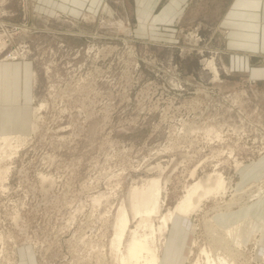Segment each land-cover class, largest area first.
I'll return each instance as SVG.
<instances>
[{"label":"rangeland","instance_id":"obj_1","mask_svg":"<svg viewBox=\"0 0 264 264\" xmlns=\"http://www.w3.org/2000/svg\"><path fill=\"white\" fill-rule=\"evenodd\" d=\"M226 2L0 0V132L24 136L0 189V264H30L29 253L34 264H116V208L156 175L162 212L194 178L226 181L188 215L193 227L156 233L162 264L213 249L209 212L222 225L249 213L262 245L264 196L220 209L264 179V55L229 64ZM242 244L237 264H264L251 236Z\"/></svg>","mask_w":264,"mask_h":264},{"label":"bare ground","instance_id":"obj_2","mask_svg":"<svg viewBox=\"0 0 264 264\" xmlns=\"http://www.w3.org/2000/svg\"><path fill=\"white\" fill-rule=\"evenodd\" d=\"M1 46H4L2 41H0ZM205 65L213 72L215 78L218 68L213 57L205 58ZM36 109L38 108L36 107ZM34 127L35 125H32V129ZM23 140L24 136L19 133H0V189L5 190L2 183L8 178L10 160L16 155ZM153 167L148 168L152 169ZM189 172L192 177L194 170ZM46 176L40 174L43 180ZM50 178L52 179V177ZM225 191L226 181L222 174L212 171L204 176L194 178L191 183L185 186L183 194L180 195L174 205L165 211L163 209L162 212L160 210L162 185L158 175L148 176L140 185L131 186L127 193V203L126 205L122 202L119 203L112 224L109 249L113 254L112 256L116 258V262H114L116 264H162L159 248L155 244L156 233L162 234L167 229L169 222H176L175 225L178 229L193 227L188 215L195 210L197 211L202 201L207 197L223 196ZM263 193L264 179L247 185L226 201L222 199L221 204L223 206L220 209H231L234 205L242 206L254 198L260 197ZM97 196L99 194L92 196L93 202L99 201L101 195ZM155 216L158 217L156 225L153 223ZM203 226L210 244L214 243L215 246L213 249L211 246H201L197 258L192 264H235L236 248H241L242 241L247 240L250 236L264 261V250L255 237V234H259L260 225L251 216L247 215L234 223L223 226L219 225L209 212L203 220Z\"/></svg>","mask_w":264,"mask_h":264},{"label":"crops","instance_id":"obj_3","mask_svg":"<svg viewBox=\"0 0 264 264\" xmlns=\"http://www.w3.org/2000/svg\"><path fill=\"white\" fill-rule=\"evenodd\" d=\"M263 11L264 0H227L225 3L219 24L223 28L225 47L230 52L228 61L230 65H250L252 56L264 55V21L261 18ZM258 76L264 77L261 74ZM245 180L242 178L241 183L245 182ZM263 196L264 193L255 200ZM247 215L254 219L249 213L245 216ZM258 220H261L263 224L264 214ZM254 221L260 225L255 219ZM218 224L222 225L220 223ZM262 230L264 231V225ZM259 241H261L260 243L264 250V236L259 237ZM28 257L31 259L30 264H34L33 257L30 253Z\"/></svg>","mask_w":264,"mask_h":264}]
</instances>
